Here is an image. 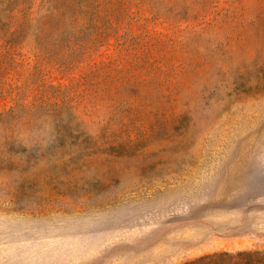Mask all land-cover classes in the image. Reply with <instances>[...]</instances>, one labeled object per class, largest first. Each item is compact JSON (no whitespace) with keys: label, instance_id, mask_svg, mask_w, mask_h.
<instances>
[{"label":"rangeland","instance_id":"rangeland-1","mask_svg":"<svg viewBox=\"0 0 264 264\" xmlns=\"http://www.w3.org/2000/svg\"><path fill=\"white\" fill-rule=\"evenodd\" d=\"M264 251V0H0V264Z\"/></svg>","mask_w":264,"mask_h":264},{"label":"trees","instance_id":"trees-1","mask_svg":"<svg viewBox=\"0 0 264 264\" xmlns=\"http://www.w3.org/2000/svg\"><path fill=\"white\" fill-rule=\"evenodd\" d=\"M182 264H264V251H218L204 254Z\"/></svg>","mask_w":264,"mask_h":264}]
</instances>
